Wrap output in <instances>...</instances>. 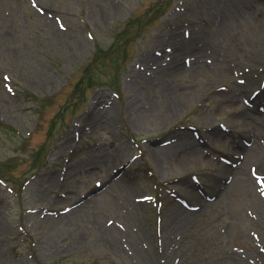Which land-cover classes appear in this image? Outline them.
<instances>
[{"label":"rangeland","instance_id":"rangeland-1","mask_svg":"<svg viewBox=\"0 0 264 264\" xmlns=\"http://www.w3.org/2000/svg\"><path fill=\"white\" fill-rule=\"evenodd\" d=\"M0 264H264V0H0Z\"/></svg>","mask_w":264,"mask_h":264},{"label":"bare ground","instance_id":"bare-ground-1","mask_svg":"<svg viewBox=\"0 0 264 264\" xmlns=\"http://www.w3.org/2000/svg\"><path fill=\"white\" fill-rule=\"evenodd\" d=\"M44 2V1H43ZM47 5H49V3H47ZM182 45V46H181ZM176 48L174 49V54H175V59H174V61H172V62H174V64H177V66H180V63L182 62L181 61V58H179L178 56H176V54H178L180 51H182V49H184L185 50V47H184V45L182 44V42L180 43V45L179 46H175ZM150 58L151 59H155V60H157V58L158 57H156V56H150ZM150 59V60H151ZM145 60H147V59H145ZM147 62H149V60L147 61ZM177 66L176 67H174L173 69H169L168 71L169 72H172V71H175V72H177L176 70H180V69H178L177 68ZM241 97H242V95H241ZM241 97H240V95H226L224 98H226L227 100H226V102H225V104H222V106L218 109V111H224V110H226L225 108H227V107H230V106H232V105H235V104H238V106H241L240 105V103H241ZM251 102H253V99L251 100ZM243 106V108H242V110H241V112H240V114H241V116L243 117V118H245V120L247 121V123L248 124H251V125H254V123H253V121L251 120V118L254 116L253 115V111L251 110V107L245 102V104L244 105H242ZM217 111V112H218ZM213 119V118H212ZM208 120V122H209V124H213L214 122H213V120H211V118H209V119H207ZM215 120V119H214ZM213 132H216V130H214ZM103 159L105 160V163L104 164H109L111 161H113V162H116V161H118L115 157H112V155H104L103 156ZM237 176L238 177H240L239 178V182H242V183H244L245 185H247L249 188H252V184H253V182L255 183V181H254V179H253V181H252V178H251V175H250V173L246 170V168H244L242 171H241V173L239 172L238 174H237ZM110 179H112V178H110ZM256 185V184H255ZM255 187V186H254ZM249 188H248V191H249ZM69 223H72V222H69ZM74 224H77L76 222H74ZM182 227H183V225H182V223H176V230L177 231H179L180 229H182Z\"/></svg>","mask_w":264,"mask_h":264}]
</instances>
